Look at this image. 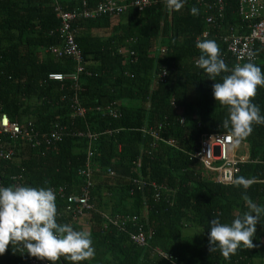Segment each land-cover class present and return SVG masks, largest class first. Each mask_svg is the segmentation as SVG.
Returning a JSON list of instances; mask_svg holds the SVG:
<instances>
[{
	"label": "trees",
	"instance_id": "16d2710c",
	"mask_svg": "<svg viewBox=\"0 0 264 264\" xmlns=\"http://www.w3.org/2000/svg\"><path fill=\"white\" fill-rule=\"evenodd\" d=\"M87 1L93 9L103 0ZM226 1L224 18L214 24L207 22L205 7L195 0H186L179 11L170 10L162 0L144 11L131 7L115 16L104 13L81 20L76 24V42L86 71L76 87L73 80L49 79L52 72L74 68L72 58L45 52L63 42L55 0H0V115L7 113L19 123L32 119L38 130L59 122L69 130L98 133L91 159L96 205L110 214L138 213L144 222L148 220L150 245L143 247L128 232L108 225L101 214H91L87 231L96 254L79 264H264L260 252L264 224L257 225L254 247H241L230 259L219 250L211 252L208 237L211 219L231 223L248 210L246 197L264 207V124L253 123V132L242 141L249 146L251 161L240 164L236 177L253 180L247 190L216 181L215 174H205L203 164L193 156L203 134L231 133L230 126L224 127L227 107L213 95L215 81L196 64L200 56L196 41L212 39L229 67L237 66L225 36L233 29L250 30L239 14L242 0ZM60 2L72 10L81 1ZM193 6L199 8V15L191 14ZM257 53L260 59L255 64L264 71V48L257 46ZM163 68L168 70L166 82L155 83ZM75 97L87 109L83 117L73 114ZM251 99L264 114V86H257ZM113 103L120 106L118 118L105 113ZM160 125V135L175 139L179 148L165 142L150 146L152 139L142 129ZM90 142L74 134L49 148L18 142L15 158L0 163V185H64L68 193L77 192L84 183L80 170L87 162ZM139 157L140 166L134 163ZM109 169L116 173L112 179L106 177ZM138 174L146 182L142 189L133 183ZM153 182L172 188L173 193L157 199L161 191ZM56 204L57 221L71 224L67 199L58 197ZM155 247L172 259L156 255ZM30 256L10 244L0 254V264H26ZM56 264L72 262L61 257Z\"/></svg>",
	"mask_w": 264,
	"mask_h": 264
},
{
	"label": "built area",
	"instance_id": "2783aa9c",
	"mask_svg": "<svg viewBox=\"0 0 264 264\" xmlns=\"http://www.w3.org/2000/svg\"><path fill=\"white\" fill-rule=\"evenodd\" d=\"M80 4L72 10H66L59 0H55V12L61 20V26L58 29L63 40L62 44L58 46H51L46 48L45 52L52 53L58 57L68 56L74 61V68L68 72H52L49 74L51 80H73L75 86H79L81 75L86 71L85 58L76 42L77 26L81 20H91L103 16L104 13L111 15H118L129 8L134 7L139 11H144L162 0H132L127 3L123 0H103L95 8H88L87 0H80ZM165 1V0H164ZM205 7L206 20L209 24L217 23L224 18L226 11V0H195ZM239 14L247 22L249 32L236 31L225 36L229 54L237 61V66H242L244 62H257L260 59L257 53V46L264 48V0H242L239 7ZM168 70L163 68L156 76L155 83L166 82ZM73 114L75 117H83L87 109L83 107L76 97L74 98ZM106 114L118 118L120 114V106L116 104H109L105 108ZM183 122L185 118L181 119ZM162 125L142 129L143 133L152 139L150 146L155 147L159 142H165L168 145L178 147V142L175 139H166L160 135ZM141 130V129H140ZM111 133L112 131H107ZM67 134H74L78 136H85L90 139L88 147V157L85 167L80 170V175L84 177V183L79 190L74 193H68L67 187L64 185L51 188L57 198L67 199L66 211L71 215V225L77 229L82 230L75 223L84 220L89 225V217L93 213L101 214L108 225L118 227L120 230L126 231L130 234L131 240L143 247L150 245L151 234L148 233V220L144 222L142 216L138 213H113L110 214L101 211L96 205L93 198V190L95 188L94 170L91 167V159L94 151L92 150V142L98 137V133L84 130H69L66 127L60 126L59 122L53 124V128L46 130H38L36 124L32 119H26L24 122H13L7 113L0 115V163L12 160L17 155L15 145L20 142L22 145H31L34 147H52L62 140ZM231 133H211L203 134L201 137V147L193 156L201 161L204 167L205 174H215V180L224 183L232 184L236 175L240 172V164L251 161L249 153L238 155L239 145L235 148L231 147ZM242 144V142H241ZM244 144V143H243ZM179 148V147H178ZM192 155V154H191ZM141 158H137L134 163L140 166ZM116 175L115 171L109 169L106 177L113 178ZM133 183L137 189H142L146 182L142 180L141 174L133 178ZM157 187L161 193H157V199L161 194L173 193L172 188L166 185H158L156 182L152 183ZM1 186V185H0ZM134 192V190L132 191ZM146 204V203H145ZM146 213V209L144 211ZM134 225V230L130 226ZM23 253L26 249L21 247ZM154 253L158 256L172 259V255L162 250L159 247L154 248ZM26 264H52L47 258L41 260L37 257L30 256L26 259Z\"/></svg>",
	"mask_w": 264,
	"mask_h": 264
},
{
	"label": "clouds",
	"instance_id": "9594fccd",
	"mask_svg": "<svg viewBox=\"0 0 264 264\" xmlns=\"http://www.w3.org/2000/svg\"><path fill=\"white\" fill-rule=\"evenodd\" d=\"M170 10H181L186 0H166ZM199 8L190 9L199 15ZM200 50L197 67L215 81L213 95L221 105L227 107L229 117L224 127H231V147L235 148L253 132V123L264 124L260 106L251 99L257 86H264V71L249 61L242 66L230 68L221 55L218 43L212 39H198ZM227 73L226 75H222ZM221 81L217 82V77ZM252 179L240 176L234 184L247 190ZM56 193L51 188L30 185L0 186V254L9 245H19L25 252L41 260L47 258L52 264L64 260L79 264L95 256L90 231L77 230L69 223L57 221ZM242 215L231 223H222L219 217L209 221L210 251H217L230 259L241 247H254L253 238L257 225L264 224V207L246 197Z\"/></svg>",
	"mask_w": 264,
	"mask_h": 264
},
{
	"label": "rangeland",
	"instance_id": "374dc122",
	"mask_svg": "<svg viewBox=\"0 0 264 264\" xmlns=\"http://www.w3.org/2000/svg\"><path fill=\"white\" fill-rule=\"evenodd\" d=\"M59 1H70V0H59ZM133 104H137V103L134 102ZM244 145L245 144H243V143L240 144V147H239L238 152H237L238 155H243L245 153H249V146L248 145L244 146ZM86 229H88V228H86ZM260 252H264V246L260 248Z\"/></svg>",
	"mask_w": 264,
	"mask_h": 264
},
{
	"label": "crops",
	"instance_id": "0c3cea01",
	"mask_svg": "<svg viewBox=\"0 0 264 264\" xmlns=\"http://www.w3.org/2000/svg\"><path fill=\"white\" fill-rule=\"evenodd\" d=\"M240 144H241V143H240ZM240 144H239V147H240ZM244 144H245L244 146H247L246 143H244ZM78 226H79L80 228H82L83 230H88V229H86V228H89V224H88L87 222H84V220L79 221Z\"/></svg>",
	"mask_w": 264,
	"mask_h": 264
}]
</instances>
